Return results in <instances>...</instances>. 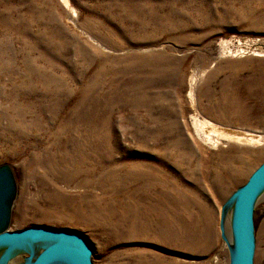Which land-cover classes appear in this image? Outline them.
Instances as JSON below:
<instances>
[{
  "label": "rangeland",
  "instance_id": "374dc122",
  "mask_svg": "<svg viewBox=\"0 0 264 264\" xmlns=\"http://www.w3.org/2000/svg\"><path fill=\"white\" fill-rule=\"evenodd\" d=\"M263 160L264 0H0L9 229L80 230L94 264H230L223 216ZM253 228L264 264V190Z\"/></svg>",
  "mask_w": 264,
  "mask_h": 264
},
{
  "label": "water",
  "instance_id": "95a60500",
  "mask_svg": "<svg viewBox=\"0 0 264 264\" xmlns=\"http://www.w3.org/2000/svg\"><path fill=\"white\" fill-rule=\"evenodd\" d=\"M264 190V160L250 173L247 180L234 191L230 201L231 248L230 264H253L255 237L253 228L254 204ZM16 193V182L7 164L0 165V247L4 252L0 264L10 260L9 253L24 246L41 244L22 264H94L93 246L80 230L68 227L33 225L9 229L11 204ZM223 225L221 229L224 231ZM225 238V235H224ZM8 246L7 249L5 247ZM28 250V249H24Z\"/></svg>",
  "mask_w": 264,
  "mask_h": 264
},
{
  "label": "bare ground",
  "instance_id": "6f19581e",
  "mask_svg": "<svg viewBox=\"0 0 264 264\" xmlns=\"http://www.w3.org/2000/svg\"><path fill=\"white\" fill-rule=\"evenodd\" d=\"M221 133H222V131H220ZM230 135H231V137H233V138H235L236 140H239V141H245V142H257V141H259V138L257 137V135L256 136H254V134L253 133H250V132H243V133H235V134H231L230 133ZM258 136H261V135H258ZM175 201L173 200V199H171V198H169L168 199V203H174ZM231 202V203H230ZM231 204H232V201H229V203H228V207L226 208V211L225 210H223V211H225V214H224V216H223V225H224V228L226 229L227 228V226L228 225H230V216H231ZM95 213V212H94ZM161 214H163L162 215V218H163V216L165 217V215H167V213L165 214L164 212H162ZM221 221L222 220H220V223H221ZM222 224V223H221ZM227 231H229V230H227ZM230 239H229V241L227 240V238L225 237V239H226V241L227 242H229V244H231V233H230ZM31 246V245H30ZM25 249H29L28 247H24ZM40 248H41V245H39L38 243H37V245H33L32 246V250L34 251V254L36 253V252H38V250H40ZM0 251H2V249L0 248ZM11 253V252H10ZM9 253V254H10ZM2 254H3V252H2ZM1 254V255H2ZM1 255H0V257H1ZM7 264H11V262H9V263H7Z\"/></svg>",
  "mask_w": 264,
  "mask_h": 264
}]
</instances>
